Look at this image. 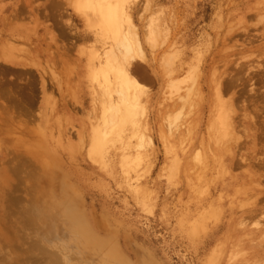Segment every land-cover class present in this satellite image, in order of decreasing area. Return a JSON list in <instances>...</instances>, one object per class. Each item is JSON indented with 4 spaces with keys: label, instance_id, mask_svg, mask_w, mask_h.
I'll return each instance as SVG.
<instances>
[{
    "label": "rangeland",
    "instance_id": "obj_1",
    "mask_svg": "<svg viewBox=\"0 0 264 264\" xmlns=\"http://www.w3.org/2000/svg\"><path fill=\"white\" fill-rule=\"evenodd\" d=\"M130 2L146 143L124 167L119 142L88 155L95 31L71 0H0V264H264V0Z\"/></svg>",
    "mask_w": 264,
    "mask_h": 264
},
{
    "label": "bare ground",
    "instance_id": "obj_2",
    "mask_svg": "<svg viewBox=\"0 0 264 264\" xmlns=\"http://www.w3.org/2000/svg\"><path fill=\"white\" fill-rule=\"evenodd\" d=\"M130 4V0H71L73 11L85 19L88 28L95 31V34L101 43V48L98 50L95 49L91 54V69L89 73L92 81L97 83L103 91V101H101L100 108L101 124L93 129L88 155L92 161L104 164L107 149L110 146H113L114 143L119 142L120 146L118 149L121 151V158L119 157V160L124 167H130L131 164H140L142 161V154L139 151L141 150V147L143 148L142 145L145 142V137L142 133H140V121L146 111V105L144 102L146 93L145 90H143V86L136 80L137 78H134L130 72V66L136 58L143 56V51L136 33V28L132 23V17L129 13ZM153 32L155 33V31ZM150 36L152 37L153 33H151ZM106 41H110L108 47H106ZM168 59L167 61H169ZM223 93L221 84H216L215 96L216 100L219 102L217 109L215 108L216 120L219 122L222 137H225L231 126L227 123L230 109L228 110L227 103L225 104L224 101L222 102L221 97ZM129 131L131 132V135L126 134ZM134 138H137V141L140 138L139 145H142H136V151L134 152L135 158L130 161L129 156L132 153L129 151L131 150L130 140ZM26 147L28 148V146ZM130 181L131 183H136H133L135 187L138 186V178H131ZM39 210H41V208ZM69 216L71 221L74 223L75 231L80 232L84 235V238H86L84 239L86 240L85 243H96L91 231L87 229L75 215H73L71 210H69ZM66 251L67 250L62 252L67 253ZM66 258H64V260ZM113 258L121 262L123 261L121 254L118 252H114ZM53 259L54 258H52V260ZM5 261L4 263L6 264Z\"/></svg>",
    "mask_w": 264,
    "mask_h": 264
}]
</instances>
